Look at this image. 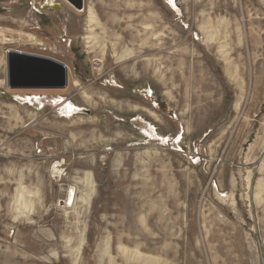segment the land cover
<instances>
[{
    "label": "rangeland",
    "instance_id": "374dc122",
    "mask_svg": "<svg viewBox=\"0 0 264 264\" xmlns=\"http://www.w3.org/2000/svg\"><path fill=\"white\" fill-rule=\"evenodd\" d=\"M0 264H264V0H0Z\"/></svg>",
    "mask_w": 264,
    "mask_h": 264
},
{
    "label": "water",
    "instance_id": "95a60500",
    "mask_svg": "<svg viewBox=\"0 0 264 264\" xmlns=\"http://www.w3.org/2000/svg\"><path fill=\"white\" fill-rule=\"evenodd\" d=\"M77 11H84V0H64ZM47 11L63 12L64 7L51 2ZM7 80L10 90H65L69 85L68 68L49 58L18 52L7 53ZM89 114L85 109L76 110L72 116Z\"/></svg>",
    "mask_w": 264,
    "mask_h": 264
},
{
    "label": "bare ground",
    "instance_id": "6f19581e",
    "mask_svg": "<svg viewBox=\"0 0 264 264\" xmlns=\"http://www.w3.org/2000/svg\"><path fill=\"white\" fill-rule=\"evenodd\" d=\"M49 3V1H47ZM5 41V40H4ZM59 166L54 167V175H56L57 179L62 177V171L59 169ZM73 192V191H72Z\"/></svg>",
    "mask_w": 264,
    "mask_h": 264
}]
</instances>
